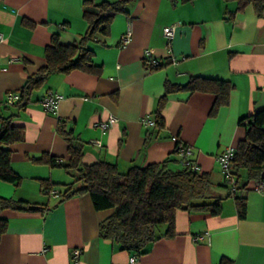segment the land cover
<instances>
[{"label":"crops","instance_id":"0c3cea01","mask_svg":"<svg viewBox=\"0 0 264 264\" xmlns=\"http://www.w3.org/2000/svg\"><path fill=\"white\" fill-rule=\"evenodd\" d=\"M84 1L0 0V118L11 117L23 130V141L7 147L22 182L16 187L0 181V197L58 205L49 212L1 213L8 227L0 236V264H126L131 256L100 237L99 225L108 214L96 211L87 194L59 204V197L41 191L42 179L71 178L62 168L35 162L43 156L68 160L67 142L56 131L59 122L83 143V164L116 162L121 172L160 163L172 156L177 143L186 145L199 171L210 175L213 192L224 196L217 157L244 138L239 120L264 109V14L257 17L247 7L227 21L221 0H91L127 1L108 32L90 45L101 72L51 74L24 108L7 104L6 96L18 94L44 64V49L54 33L63 45L85 33L84 11L94 8ZM167 26L175 27L171 46L163 35ZM128 27L130 40L120 46ZM145 50L159 68L147 69ZM192 77L229 83L228 104L212 114L214 93L170 94L161 113L163 129L145 126L143 120L155 115L165 82L185 85ZM48 92L62 97L55 113L40 103ZM110 115L116 122L102 130L100 124ZM239 193L247 199L245 219H238L232 198L224 200L219 216L178 211L176 236L153 243L137 256L139 264H264V192L250 188ZM205 233L209 241H194ZM76 250L81 251L78 257Z\"/></svg>","mask_w":264,"mask_h":264},{"label":"trees","instance_id":"16d2710c","mask_svg":"<svg viewBox=\"0 0 264 264\" xmlns=\"http://www.w3.org/2000/svg\"><path fill=\"white\" fill-rule=\"evenodd\" d=\"M221 1L227 21L247 7H252L257 17L264 14V0ZM126 3L127 1H117L94 4L91 0H85V7L94 8V11H84L87 23L85 33L70 45L61 44L59 35L54 33L44 49V64L26 79L18 90L19 100L13 104L20 109L24 108L51 74H68L73 71L99 74L101 68L94 63V52L90 45L97 35L108 32L113 16L125 11ZM232 5L235 6L234 10L230 9ZM231 90L232 86L227 82L203 77H192L185 85L167 81L164 93L158 100L152 118L154 126L151 128L158 132L163 129L161 113L170 94L184 91L214 93L217 97L211 110L214 114L218 107L228 104ZM238 124L244 128L245 135L238 142L231 162L233 183L225 180V184L220 186L225 191L224 196L213 192V183L208 173L194 171L181 163L177 155L181 147L179 143L172 156L162 162L145 167L133 165L126 172H121L116 162L101 160L91 165L83 164V143L73 135L72 130L67 129L63 121L59 122L56 131L67 142L68 160L43 156L35 162L62 168L73 180L64 184V188L56 189L57 184L42 179L41 191L47 195H51L53 190L57 191L59 204L72 197L87 194L96 211H110L99 225L100 237L131 255H142L156 241L176 236L175 215L178 211L219 216L223 211L224 200L232 198L238 219L246 218L247 199L239 192L250 189L255 180H264L261 179L264 174V109L252 112L240 119ZM21 141L23 130L13 125L11 117L2 116L0 181L16 187L21 184L22 177L11 166L12 152L7 147ZM57 206L49 208L47 205L0 197V236L8 227L7 220L1 217L3 211L49 212Z\"/></svg>","mask_w":264,"mask_h":264},{"label":"built area","instance_id":"2783aa9c","mask_svg":"<svg viewBox=\"0 0 264 264\" xmlns=\"http://www.w3.org/2000/svg\"><path fill=\"white\" fill-rule=\"evenodd\" d=\"M131 31L128 27L127 32L122 36L120 46H125L129 40H130ZM163 35L167 41V45L171 46L172 40L175 37V27L174 26H167L163 29ZM4 41V37L2 33H0V43ZM144 65L147 67L148 70L155 69L159 67V62L151 55V52L149 50L144 51ZM62 97L54 92H48L40 101L43 109L46 112L55 113L58 107V103ZM19 100V94H8L6 96V102L8 104H13ZM116 122V118L113 115H110L106 122H103L100 124V127L102 130H106L108 125H111L112 123ZM143 123L145 126L152 127L154 126V121L151 118H145L143 120ZM93 145L100 148L102 146V143L100 141H93ZM181 147L178 150V157L181 159V163L185 166L191 167L192 170L199 172V167L191 160L192 151L191 149L186 145H180ZM235 155V148L229 147L227 148L222 154H220L217 157V161L220 165L222 174L224 176V179L227 181H230L231 184L233 183V179L231 176V162L234 159ZM251 189L258 192H264V180H255L253 181L251 185ZM53 196H57L58 192L53 190L50 193ZM205 238L210 239L209 234L205 233L203 235H197L194 238L195 242H199L204 240ZM80 250L75 251V256L78 257L80 254ZM126 264H139L138 258L135 255H131L128 259V262Z\"/></svg>","mask_w":264,"mask_h":264},{"label":"rangeland","instance_id":"374dc122","mask_svg":"<svg viewBox=\"0 0 264 264\" xmlns=\"http://www.w3.org/2000/svg\"><path fill=\"white\" fill-rule=\"evenodd\" d=\"M59 173H62V175H63V172H59ZM69 180H71V182H72L73 178H69L68 176H65V175L62 176L61 178L57 179L55 181V184H57L56 185V189H62V188H64L63 185L66 184ZM100 212H106L108 215L110 214V211L109 210L100 211Z\"/></svg>","mask_w":264,"mask_h":264},{"label":"water","instance_id":"95a60500","mask_svg":"<svg viewBox=\"0 0 264 264\" xmlns=\"http://www.w3.org/2000/svg\"><path fill=\"white\" fill-rule=\"evenodd\" d=\"M261 179H264V174L261 175Z\"/></svg>","mask_w":264,"mask_h":264}]
</instances>
